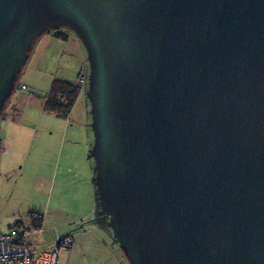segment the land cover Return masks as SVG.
I'll list each match as a JSON object with an SVG mask.
<instances>
[{"label":"water","instance_id":"95a60500","mask_svg":"<svg viewBox=\"0 0 264 264\" xmlns=\"http://www.w3.org/2000/svg\"><path fill=\"white\" fill-rule=\"evenodd\" d=\"M60 26L89 53L95 182L129 264H264V0H0V109Z\"/></svg>","mask_w":264,"mask_h":264},{"label":"rangeland","instance_id":"374dc122","mask_svg":"<svg viewBox=\"0 0 264 264\" xmlns=\"http://www.w3.org/2000/svg\"><path fill=\"white\" fill-rule=\"evenodd\" d=\"M59 28L68 40L47 29L32 41L12 82L8 116L0 119V234L18 222L24 241L37 251L71 238L72 245L59 250L58 264H129L102 213L95 182L89 53L74 29ZM55 78L80 87L67 121L42 111ZM23 84L27 91H20ZM36 213L43 216L40 228L32 223Z\"/></svg>","mask_w":264,"mask_h":264},{"label":"built area","instance_id":"2783aa9c","mask_svg":"<svg viewBox=\"0 0 264 264\" xmlns=\"http://www.w3.org/2000/svg\"><path fill=\"white\" fill-rule=\"evenodd\" d=\"M81 79L82 76H79V80ZM27 90L26 86L20 87V91ZM18 227V222H15L8 233L0 234V264H58L59 250L67 249L73 243L71 238L65 237L57 244L56 249L37 251L24 242V236L19 233Z\"/></svg>","mask_w":264,"mask_h":264},{"label":"trees","instance_id":"16d2710c","mask_svg":"<svg viewBox=\"0 0 264 264\" xmlns=\"http://www.w3.org/2000/svg\"><path fill=\"white\" fill-rule=\"evenodd\" d=\"M70 27V26H68ZM52 36L59 40H67L68 35L60 30L59 27L49 29ZM80 94V87L77 84L65 79H53L49 91L43 98L42 109L47 114L55 115L61 119H67ZM34 214V213H32ZM33 220V226L40 228L43 222V216L36 213Z\"/></svg>","mask_w":264,"mask_h":264},{"label":"crops","instance_id":"0c3cea01","mask_svg":"<svg viewBox=\"0 0 264 264\" xmlns=\"http://www.w3.org/2000/svg\"><path fill=\"white\" fill-rule=\"evenodd\" d=\"M52 35V34H51ZM69 38V37H68ZM68 38H67V40H68ZM78 79H79V76H78ZM83 80V79H82ZM80 81V80H79ZM32 86H34V84H31ZM22 86H26L25 84H23ZM27 87V86H26ZM11 90L9 91V93L5 96V98H4V100H3V104H2V107H1V109H0V119H4V118H6L7 116H8V112L6 111L9 107H11V105H12V95H11ZM32 96H34L33 94H31ZM32 96H30V97H28L26 100H29V101H32V99L34 98V97H32ZM36 97V96H35ZM42 103H43V99H42ZM41 103V104H42ZM16 109L15 108H13V112H15L16 113ZM42 111H43V109H42ZM44 112V111H43ZM73 112V111H72ZM71 112V113H72ZM45 113V112H44ZM52 115V114H51ZM70 116H71V114H70ZM70 116L67 118V119H63V120H69L70 119ZM57 118H59V117H57ZM59 119H61V118H59ZM40 214V213H39ZM25 242V241H24ZM26 243V242H25ZM27 244V243H26ZM28 245V244H27ZM58 262H59V260H58Z\"/></svg>","mask_w":264,"mask_h":264}]
</instances>
